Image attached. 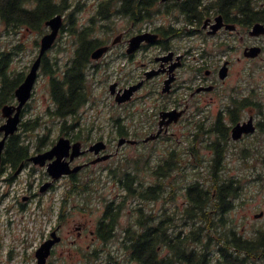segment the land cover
Masks as SVG:
<instances>
[{"label": "flooded vegetation", "instance_id": "obj_1", "mask_svg": "<svg viewBox=\"0 0 264 264\" xmlns=\"http://www.w3.org/2000/svg\"><path fill=\"white\" fill-rule=\"evenodd\" d=\"M245 1L231 4L229 0H99L93 6L94 13L86 19L83 11L88 10L89 4L84 0H50V9L55 11L43 22L36 19L23 24L0 18V23L8 31L13 29L15 35L23 27L41 34L34 41L35 52L27 64L23 60L29 56L28 46L22 39L12 46L0 44V256L4 239L11 236L9 259H16V244L20 242L24 246V263L33 260L38 264V250L56 235L60 241L53 246L47 264H69L70 254L80 257L79 264H151L148 259H135V249L148 230L158 226L159 245L154 244L153 248L159 253L160 264H165L169 251L167 230L182 237L189 235L184 227L190 231L193 228L190 221H183V214L192 206L190 186L186 189L187 203L180 207L175 191L178 182L167 179V165H174V171L188 169L193 163L197 165L193 158L199 148L215 156L226 155L263 131L264 121L259 116L263 106L258 93L261 88L252 86L253 95L249 97L245 85H241L246 71L241 68L235 72L236 64L246 60L264 61V34L251 35L257 24L264 26V13L256 12L261 16L248 19ZM250 1L253 7L264 9L263 2ZM39 6V0L26 4L32 12ZM57 16L62 17L58 36L41 57L42 41L53 32L47 23ZM146 35H152L150 40L145 38L137 49L132 47L135 38ZM102 48L107 51L95 59L94 54ZM252 48H261L258 58L246 56ZM55 51L66 54L61 77L56 75L59 63L55 64L56 69L50 58ZM40 57L32 96L18 111L17 90ZM17 62L23 64L19 69ZM76 70L81 74V98L85 104L89 103L90 77L95 80L100 72L115 75L109 92L126 114L114 118L115 131L107 137L95 136L80 123L72 132L38 131L40 119L33 102L40 73L49 77L54 105L58 107L54 84H61L69 97L67 76ZM236 77L239 82L232 85ZM112 86H116L114 94ZM137 86L131 99L119 104L118 100ZM7 107L12 111L5 112ZM49 110L50 117L54 116L51 107ZM171 112L181 116L175 120L168 116ZM16 115L17 130L9 134L1 131ZM250 120L255 133L235 140L234 130ZM200 135L204 137L198 142ZM61 138L70 140L72 146L81 144L80 154L73 156L71 148L62 159L71 171L79 170L56 177L49 168L58 157L39 162L38 158L52 151ZM121 140H125L122 146ZM99 143L105 148L92 150ZM124 150L142 157L158 152L159 160L151 169L150 159L145 167H134L135 160L130 154L123 157ZM244 151L241 148L239 154ZM182 156L190 157L185 160L186 165L182 158L178 159ZM168 157L173 161L169 162ZM149 170L153 171L152 184L146 180ZM105 180L112 183L113 194L107 195L97 186L104 185ZM207 185H211L208 188L212 187L214 199L213 181ZM86 189L92 190L93 197L99 196L102 205L94 227L84 214L88 211L85 195L81 194ZM158 203V210L151 209ZM124 218H128L127 222ZM88 256L94 258L88 260Z\"/></svg>", "mask_w": 264, "mask_h": 264}, {"label": "rangeland", "instance_id": "obj_2", "mask_svg": "<svg viewBox=\"0 0 264 264\" xmlns=\"http://www.w3.org/2000/svg\"><path fill=\"white\" fill-rule=\"evenodd\" d=\"M74 1V0H72ZM99 0H84L86 4H89L87 7L88 10L83 11V15L86 19L91 17L93 12V6L95 3H98ZM260 4L264 3V0H257ZM110 25L107 24V26ZM25 28L19 29V35L14 34V30L10 29V31L5 28L3 24L0 23V44L2 46L7 47L14 45L17 41L21 40L28 46L27 59L23 60V64L31 60L32 54L35 52L33 49L34 41L40 38V33H35L34 30L26 31ZM102 30V29H101ZM100 30V31H101ZM7 31V32H6ZM20 31L22 34H20ZM104 31V30H102ZM11 33V34H10ZM103 35V33H102ZM243 56V55H242ZM25 57V56H24ZM244 57V56H243ZM52 62L54 65L56 62L59 63L60 69L58 75L63 74V66L66 59V54L62 52L55 51L50 55ZM245 58V57H244ZM22 64V65H23ZM19 62H17L18 69L22 66ZM57 69V66L55 65ZM245 70L244 80L241 82V85L246 89V94L250 95L252 98L251 89L252 86L258 85L261 88V91H258L260 96H262V107L259 109V116H262V120L264 121V61L263 62H250L246 60L241 64H236L235 72L240 69ZM112 78H115V75H112L108 72H100L95 80L89 78L87 92L89 94V103L83 105L79 109L80 124L87 131L95 132V136H109L112 132L115 131L114 118L119 115H125V110L119 109L114 102V99L111 97L109 92L110 82ZM239 77H236L232 80V85L238 84ZM34 108L39 116V132L43 131H52V132H61L64 130L65 120L61 117H58L54 114V116L49 115V107L54 111H57L58 107L54 105V100L51 94V85L49 77L44 74V72L40 73V77L38 83L36 85V96L34 100ZM69 123L72 124V118L68 117ZM69 124V125H70ZM65 131V130H64ZM245 150L244 153L239 154L240 149ZM241 148H237L230 153L226 154L224 157H220V162H218V174L215 175H207V171H209V165L214 163V159L216 158L210 151L207 149L201 150L199 148V157L203 159L202 165L200 169H194L191 167L181 170L182 173L175 171L173 174V183L178 182L176 185V193H177V205L183 207L187 203L186 199V189L192 183L195 184L197 182H205L211 184L212 178H219L221 175L225 177L233 178L236 181L240 180L239 188H238V196L234 200L235 206L230 209L227 213H219L221 212V207H217V211L210 208L212 218L219 220L221 222H228L230 219H233L234 222L238 225H241V232L247 236H253L257 234L258 229H264V217L261 219H256L255 216L260 213H264V127L263 131L261 130L253 139L247 138L244 142L241 143ZM135 160L133 166L136 167L139 165L141 168L145 167L147 164V160L150 159V169L154 165L158 163L159 153L151 151V153L147 156H139L135 153H131L128 150H124L122 152L123 157L125 155H129ZM198 157V158H199ZM184 158V157H183ZM190 160V157L184 158V160ZM217 164V163H216ZM150 171V170H149ZM148 171V172H149ZM210 176L205 180V177ZM204 177V178H203ZM153 171H150L146 175V180L153 183ZM100 188L106 190L107 195L113 194L115 191L112 188V183L108 180L104 181V185H97ZM168 191L172 192L173 188L169 187ZM99 196L89 197V195L85 196L86 202V212L85 217L87 220L91 221V227H94V221L100 217V213L102 212V205L98 201ZM214 200V199H213ZM73 206V205H72ZM170 206V205H169ZM159 203L154 204V207L151 209L158 210ZM213 219V220H214ZM85 220V219H82ZM128 218H124V222H127ZM186 233L189 234L190 228H183ZM35 232V231H34ZM19 236L22 237V233H18ZM42 234L39 233L38 237L41 238ZM11 236H7L4 239L5 246L2 250V255L0 256V264H25L24 262V246H21L20 242H17L16 250L17 257L14 260L9 259V251L10 245H12ZM1 242V237H0ZM82 243H87L86 241ZM21 246V247H20ZM32 254V251L29 252ZM75 254V252H73ZM71 255V254H70ZM68 256L69 264H79L78 256ZM16 256V255H15ZM28 264H34L33 260Z\"/></svg>", "mask_w": 264, "mask_h": 264}, {"label": "trees", "instance_id": "obj_3", "mask_svg": "<svg viewBox=\"0 0 264 264\" xmlns=\"http://www.w3.org/2000/svg\"><path fill=\"white\" fill-rule=\"evenodd\" d=\"M30 1L0 0V18H4L6 21L15 19L23 24L25 21L32 23L36 19L43 22L46 20L47 15L55 11L50 9V0H39L40 6L38 9L33 12L32 10L29 11L30 9L26 7V4ZM229 2L233 4L235 0H229ZM252 4V1L246 0L244 8L248 19L255 20L256 17L261 16L256 12L261 11L264 13V9L253 7ZM80 75L79 71L76 70L67 76L69 80V97L62 90L61 84L57 82L54 84V95L58 102V109L54 114L65 120L63 127L67 132L76 131V128H79L78 111L86 103L81 98ZM68 117L73 119L72 124L69 123ZM203 137L204 135H200L198 142H201ZM224 156L221 154L216 156L215 163L209 165L212 168H209L207 175L215 177L218 174L217 165L220 162V157ZM198 157L199 154L193 158L197 160V165L193 163L191 166L197 170L200 169L203 162V159ZM181 158L183 165H186L185 160L187 159L184 160L183 156L178 157V159ZM168 161L172 162L173 158L168 157ZM173 168H175L174 165H167L166 171H164L167 179L172 182L175 172ZM177 172L182 173L181 171ZM208 178L210 176L205 177V180ZM212 181L215 190L214 200L212 187L209 189L208 186L204 187L199 182L189 185L192 206L190 205V210L183 214V221H190L193 228L189 235L185 234L182 237L174 236L167 230L166 244L169 251L165 264H264V229L260 228L257 230V234L247 237L241 232V225L236 224L233 219L228 222H221L211 216L210 208L216 212L217 207L222 206L219 213H226L235 206L234 200L238 196L237 191L240 180L228 179L221 175L219 178H212ZM93 191L95 192V188H93ZM81 195L93 197L94 193L92 190L86 189ZM158 239L159 227H151L135 249V259H148L151 264H160L159 253L155 252L153 248L154 244L159 245ZM87 258L89 260L94 257L88 256ZM161 264H163L162 261Z\"/></svg>", "mask_w": 264, "mask_h": 264}, {"label": "water", "instance_id": "obj_4", "mask_svg": "<svg viewBox=\"0 0 264 264\" xmlns=\"http://www.w3.org/2000/svg\"><path fill=\"white\" fill-rule=\"evenodd\" d=\"M47 25L52 27L53 32L49 35H46L42 41L41 57L48 50H50V48L53 46L54 42L56 41V38L58 36L59 30H60L61 25H62V17H59V16L55 17L54 19L49 21L47 23ZM262 34H264V26L261 24H257L254 27L251 35L252 36H260ZM149 36H152V35H146V36L135 38V40L132 42V47L134 46V48L137 49L140 46V44L142 43V41H144L145 38L149 39ZM106 51H107L106 48H102V49L98 50L94 54V58L95 59L101 58ZM260 53H261V48H252L249 52L246 53V56L248 58H257L260 55ZM41 57L38 60V62L34 65L32 71L29 74V76L27 77L26 81L17 90V97L20 101V106L18 107V111H20V109L29 101V99L32 96L34 86H35L36 80L38 78V71L40 68ZM115 87L116 86H112V88H111L112 94H114L113 90ZM137 88H138V86L135 87L133 90H129L128 96L118 100L119 104L128 102L131 99L133 92ZM10 110L12 111V108H10V107L5 108V112H9ZM168 116H171L172 118L174 117L175 120H178L179 116H181V113L176 114V112H171L168 114ZM17 128H18V116L16 115L13 118L12 117L9 118L7 124H5L1 128V131H5L7 134H9V133L16 131ZM255 131H256V128L254 127L253 122L250 120V122H248L246 125L238 126L234 130L233 138L235 140H238L243 136V134H253V133H255ZM124 143H125V140H121L119 145L122 146ZM2 146H3V144L1 143L0 144V151H1ZM71 148L74 149L73 156H77L78 154H80L78 151L81 148L80 143L72 146L70 140H68L66 138H61L59 140L58 144L53 148L52 151H50L48 154L38 158V162H39V160L44 159V158L46 159L47 157H50V158L58 157V161L50 166V168H49L50 173L54 174L56 177H60L64 174L76 172L79 169H75L74 171H71L69 169L68 163L62 162V159L65 156H68V154L70 153ZM104 148H105V145L103 143H99V144L95 145L94 147H92V150H96V152H99ZM263 217H264L263 212L260 214H257L255 216V218H257V219H260ZM55 236L56 235H53V238L51 240L47 241L46 243H44L41 246V248L38 250V252H37L38 264H47V260L52 253L53 246L60 241V239L55 238Z\"/></svg>", "mask_w": 264, "mask_h": 264}]
</instances>
